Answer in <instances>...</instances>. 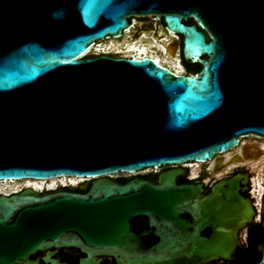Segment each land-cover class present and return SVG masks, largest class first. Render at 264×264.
I'll return each instance as SVG.
<instances>
[{
	"label": "water",
	"instance_id": "95a60500",
	"mask_svg": "<svg viewBox=\"0 0 264 264\" xmlns=\"http://www.w3.org/2000/svg\"><path fill=\"white\" fill-rule=\"evenodd\" d=\"M151 16L181 36L196 75L150 57L80 58L120 38L128 19ZM248 136L264 139V0H0V181L86 180V192L0 195V264H38L32 256L59 247L113 253L119 264L216 258L214 241L188 246L179 215L233 208L237 178L203 198L200 185L175 178ZM162 168L156 183L112 177ZM137 216L162 226L150 247L130 231Z\"/></svg>",
	"mask_w": 264,
	"mask_h": 264
},
{
	"label": "flooded vegetation",
	"instance_id": "af4514ba",
	"mask_svg": "<svg viewBox=\"0 0 264 264\" xmlns=\"http://www.w3.org/2000/svg\"><path fill=\"white\" fill-rule=\"evenodd\" d=\"M128 21L130 29L120 38L98 41V43L101 44L102 49L106 46V52H98L97 54H94V52H96L94 50L89 52L87 57L102 54L109 56H123L114 50H109L107 43L110 40L119 41L125 35L130 41H136L146 36V39H149L151 42L160 43L162 46H167L168 42H173L175 44L177 50L174 58L181 68V72H179V74L184 76H194L201 69V65L199 63L185 61L183 59L181 36H177V38H175L172 35H167L161 19H156L151 16L143 18H130ZM184 24L196 25L199 30L197 23H195L192 19H188L184 22ZM204 34L208 40V35L206 33ZM153 48L155 49V46ZM156 50L159 55L166 54V49L164 51V49L156 47ZM162 51H164L163 54ZM206 58L207 57L205 56L202 57V59ZM159 65L173 72V70L167 65L162 63ZM239 142L240 145L237 148L230 150L227 154L219 155L216 158L221 159L218 163H214L215 160L213 159L204 163L186 164V166H182L181 175L175 178L178 185H200L201 198L212 195L215 191V187L220 183L237 178V187L233 189L240 196L241 202L235 203L233 208L230 207L228 202L211 203L209 206V212L201 214L192 208L191 213H183L179 215L180 219H182L187 225L184 232L190 242L188 246H193V241L196 239L211 240L216 242V245L218 246L215 253L217 256L216 258L201 260V258L197 257L194 259L195 264H256L264 256V157H260L256 160L250 156V154L253 153V150H257L261 145H263L264 139L255 136H248L240 139ZM246 147L249 149V151H247L249 152V157H244L243 160H241V164L228 166L229 161L227 162L225 157L229 155V157L231 156L234 158L240 149L244 150ZM260 167H263V176H257L255 178L254 169ZM166 169H150L152 170L151 172L144 174H141L140 172L142 171H140L135 174H130L131 176L128 177H115L114 180L119 183H126L134 178H142L156 183L159 173ZM91 181L92 179H90V182L87 184V189L89 188ZM85 185L86 180L80 182L77 186L59 185L56 189L46 187L43 192L38 190L36 191L44 193L55 191L59 188L69 187L71 190L86 192L81 190V187ZM25 188L28 187L12 191L9 194H4L2 192H0V194L9 196L20 193ZM227 188V184H222L223 190ZM219 198L222 201L224 200L222 195L219 196ZM130 231L140 237L142 245L150 247L159 241L158 235L162 232V226L159 225L157 228L150 224L148 217L137 216L130 220ZM180 234L184 236V233L181 231ZM225 253H229L227 259H224L222 256ZM48 255H50L51 259L57 260L61 264H80V262L86 258L93 259L96 264H119L113 253L96 252L90 249L83 251L80 248L74 247L51 248L49 250L37 252L31 257V259H38V264H45L43 262V258ZM187 264L192 263L188 262Z\"/></svg>",
	"mask_w": 264,
	"mask_h": 264
},
{
	"label": "bare ground",
	"instance_id": "6f19581e",
	"mask_svg": "<svg viewBox=\"0 0 264 264\" xmlns=\"http://www.w3.org/2000/svg\"><path fill=\"white\" fill-rule=\"evenodd\" d=\"M146 37V36H145ZM103 45V44H102ZM150 46V47H149ZM159 47V49H166V54L159 55L158 51H152L150 50L151 47ZM107 47L110 50H114L115 52L121 53L124 57L127 56H133L134 58H141V57H150L154 59V61L158 64L162 63H167L169 68L171 67L175 70H173L174 73L179 74L181 72V68L178 64L177 61H175V53H176V46L173 42H168L167 46H162L160 43L157 42H149V44L142 43L140 41L136 42H129V43H117L115 40H110L107 43ZM166 47V48H165ZM98 48V47H97ZM89 50V48H88ZM88 50L83 53L80 58L84 57L86 54H88ZM98 50V49H97ZM95 49L96 52L94 54H97L98 51ZM103 50H107L106 46L103 48ZM150 50V51H149ZM94 51V50H93ZM93 54V55H94ZM249 149L246 147L244 150L240 149L234 158L229 155H227L225 160L228 162V166H234L237 164H241L243 158H248L249 157ZM253 153L250 154L251 157L255 158L256 160L259 159L260 157H264V145H261L259 149L253 150ZM260 152V153H259ZM227 154V153H226ZM224 155V154H223ZM218 157V156H217ZM216 157V158H217ZM214 159V163H218L221 159ZM155 170V169H154ZM85 180V179H84ZM83 178H78V177H61V178H54L50 179L47 181H35V180H21V181H0V192L4 194H9V190H7L8 186H10L11 192L12 191H17L23 187H30L34 188L35 190L42 191L46 187L54 189L58 187L59 185L67 186V185H77L81 181H84ZM18 182H22L21 185H18ZM18 185V186H17ZM1 195V194H0Z\"/></svg>",
	"mask_w": 264,
	"mask_h": 264
},
{
	"label": "rangeland",
	"instance_id": "374dc122",
	"mask_svg": "<svg viewBox=\"0 0 264 264\" xmlns=\"http://www.w3.org/2000/svg\"><path fill=\"white\" fill-rule=\"evenodd\" d=\"M136 41H140V42H142V43H145V44H149V42H150V40L149 39H146L145 38V36L143 37V38H141V39H138V40H136ZM136 41H130L129 39H127V37H126V35L121 39V40H119V41H115V42H117V43H129V42H136ZM150 47V46H149ZM150 50H152L153 52L154 51H157L156 49H154L153 47H151L150 48ZM149 50V51H150ZM121 54V53H120ZM122 55V54H121ZM165 65H167V66H169L167 63H164ZM171 69L172 70H174L172 67H171ZM175 71V70H174ZM263 145H264V143H263ZM188 164H190V163H188ZM183 166H186V164L185 165H183ZM189 168V167H188ZM164 169V168H163ZM166 169V168H165ZM160 170V169H159ZM152 170H145V171H142V172H140L141 174H144V173H149V172H151ZM254 171H255V178L257 177V176H259V177H262L263 175H262V173H263V167H260V168H256V169H254ZM123 176H126V177H128V176H131L130 174H125V173H120V174H117V175H114V176H112L113 178H115V177H123ZM260 179V178H259ZM84 180V179H83ZM82 182V181H81ZM18 185H21L22 184V182H18L17 183ZM79 184V183H78ZM77 184V185H78ZM17 185V186H18ZM77 185H74V186H77ZM57 188V187H56ZM56 188H54V189H56ZM7 190H9V192H11V190L12 189H10V186H8V188H7ZM45 190V189H44ZM44 190H42L41 192H43Z\"/></svg>",
	"mask_w": 264,
	"mask_h": 264
},
{
	"label": "built area",
	"instance_id": "2783aa9c",
	"mask_svg": "<svg viewBox=\"0 0 264 264\" xmlns=\"http://www.w3.org/2000/svg\"><path fill=\"white\" fill-rule=\"evenodd\" d=\"M152 17H154V16H152ZM129 30H127V31H125L124 32V34L125 33H127ZM172 36L173 37H175V38H177V36L176 35H174V34H172ZM98 47V48H97ZM97 50L98 52H106L107 50H103L102 49V47H101V44L100 43H98V42H96V43H94V44H92L90 47H89V50H88V52L87 53H89V52H91V51H93V50ZM164 53V51H162V54Z\"/></svg>",
	"mask_w": 264,
	"mask_h": 264
}]
</instances>
